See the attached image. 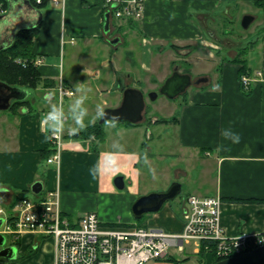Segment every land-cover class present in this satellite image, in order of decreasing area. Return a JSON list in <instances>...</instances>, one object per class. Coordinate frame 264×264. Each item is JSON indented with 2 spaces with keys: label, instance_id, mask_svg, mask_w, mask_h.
<instances>
[{
  "label": "crops",
  "instance_id": "crops-1",
  "mask_svg": "<svg viewBox=\"0 0 264 264\" xmlns=\"http://www.w3.org/2000/svg\"><path fill=\"white\" fill-rule=\"evenodd\" d=\"M0 5L3 7L0 47L12 45L21 29L38 27L33 54L35 59L43 61L38 67L41 77L54 80L56 86L63 78L73 89L77 88L76 79L65 69L67 48L75 56L77 48L88 53L94 47L105 46L102 40L111 32L114 22L111 19L110 32L105 33L103 0H66L64 7L51 0H0ZM234 13L239 14L238 18H234ZM259 14L263 16L260 18ZM245 15L255 18L246 31L226 26H233ZM121 27L128 33L139 27L141 43L163 38L165 41L169 38L172 42H168L173 44L195 43L197 46L186 51L190 55L197 53L200 60H210L211 67L198 74L208 81L195 84L199 87L188 92L184 105L171 119L153 117L135 125L112 122L115 126L111 123L105 129V141L92 148L89 142L66 139L60 166L48 165L42 158L49 130L43 115L32 111L45 113L49 105L43 101L44 93L53 90L56 102L57 90L40 84L33 102L28 99V109L22 108L17 113L0 111V207L9 214L15 200L25 192H32L31 186L40 181L42 192L60 189L63 215L74 222L95 211L106 224L132 223L131 206L139 196L147 194L140 189V184H146L144 176L154 178L161 173L150 162L169 157L174 163L184 158L186 162L174 170L167 186L173 180L182 185V191L186 187V196L221 198V222L228 236L264 232V0H148L143 19ZM252 28L254 32L248 36ZM230 30L241 37L243 33L247 36L234 40ZM117 38L120 39H114ZM114 39L108 40L111 46L117 45L111 43ZM157 50L163 52L166 47L157 46ZM242 52L241 61L248 71L245 76L254 79L248 95L243 93L238 77L243 63L235 61ZM188 69L192 71L191 66ZM166 119L176 121L160 122ZM226 127L240 133L239 143L221 136V129ZM115 142L123 150L113 165L106 159V153ZM152 147L156 153L151 151ZM190 156L199 157L197 166L189 162ZM97 163L102 170L93 175L90 169ZM117 176L125 178L126 188L122 191L114 185ZM108 193L124 203L126 215L120 211L112 216L108 206L102 209ZM87 196L92 200L84 205L78 203ZM144 225L179 232L183 226L182 215L170 204L165 205L161 211L149 214ZM20 240L18 257L32 245L38 250L37 256L50 257L49 264H52L50 238L26 234ZM200 256L206 258L201 264L211 263L205 254ZM0 264L4 262L0 260ZM149 264H174V261L169 253Z\"/></svg>",
  "mask_w": 264,
  "mask_h": 264
},
{
  "label": "built area",
  "instance_id": "built-area-1",
  "mask_svg": "<svg viewBox=\"0 0 264 264\" xmlns=\"http://www.w3.org/2000/svg\"><path fill=\"white\" fill-rule=\"evenodd\" d=\"M41 2L42 0H37ZM65 6L66 0H51ZM111 19L136 23L143 19L148 0H103ZM0 11L3 7L0 5ZM21 63V61H19ZM43 61L35 59L39 67ZM254 79L242 78L250 90ZM58 99L75 96V90L63 78L56 86ZM50 136V133L48 134ZM54 152L46 159L48 165L60 166L66 145V131L52 134ZM222 200L215 196L189 195L182 199V230L168 232L158 226H123L106 224L95 211L87 212L74 222L63 215L59 188L43 191L34 199L20 197L9 214L0 207L4 224L3 236L14 241L26 234L41 235L53 241L52 264H149L169 255V249L185 252L186 245L213 261L245 254L264 246V232L228 236L221 222ZM131 225V224H130Z\"/></svg>",
  "mask_w": 264,
  "mask_h": 264
},
{
  "label": "rangeland",
  "instance_id": "rangeland-1",
  "mask_svg": "<svg viewBox=\"0 0 264 264\" xmlns=\"http://www.w3.org/2000/svg\"><path fill=\"white\" fill-rule=\"evenodd\" d=\"M234 14V18H238L239 14ZM262 16L263 14H259L260 18ZM234 20L236 21V19ZM220 21L221 20H219L218 23ZM241 21V18L238 19V22L236 24H233V26L227 24L226 21L223 22L226 23V26L230 28L234 27L233 30L239 29L240 32H244L246 31V29L242 27ZM122 24L125 23L117 20L113 22L111 26V32L103 38L104 40H102V42L105 43V46L99 45L97 47H94L91 49V52L89 51L88 53L83 51L82 49L77 48L75 56H73V51H68L69 48H67L65 53V69L75 77L74 79H76L77 86L78 83H83L79 86L85 89H90V91L83 93L78 92L76 91V89H74L75 96L65 97L63 100V104L67 106L69 102L73 100L77 95L86 94L87 99L85 101V104L88 109V118H91L95 116L97 105L102 106L104 111L108 108H117L122 103L124 90L128 87H135L137 89H140L145 95V121L148 122L153 117H158L160 119H171L174 113L175 115H177V112L179 111L181 105H184V102L187 99L188 92L199 87L196 86L195 83H193L185 94L173 100L161 94L160 91L165 83L164 81L166 78H169L171 76L174 65L177 63L180 64L182 71L187 70L188 67L191 66L192 71L190 69V72H192V79L195 82L200 78L198 75L199 73L206 72L208 67H211L210 60L208 58H203L202 60H200V57L197 55V53L191 55L188 54L186 50H188L191 46H197L193 42L174 43V45L173 43H170L172 41L169 38L166 41V38H163L156 41H149L148 43H141V40L139 41V39L142 38L140 28L138 27L132 33H128V31L126 32L124 27H121ZM254 29L252 28L248 32V36H251V34L254 32ZM230 31L231 33H234L232 30ZM246 34L247 33H243L241 37L240 34L234 33L235 36L233 37V39H244V37L247 36ZM115 37H120L121 41L116 46H111L108 40L114 39ZM78 45L79 44H77L76 46L78 47ZM157 46L166 47V50L163 51L164 53L159 52L157 50ZM202 51H205V48H202ZM36 89L29 88L30 93L28 99H30L31 102H33L34 95L37 94ZM151 93H156L158 95L155 100L150 97ZM21 109L22 106L19 107L18 110ZM37 112L40 115L44 114L43 111H37L36 109H33L32 111L33 114ZM99 121L100 119H97L95 123H98ZM111 123V121L106 122L105 129H108L113 124ZM66 130V139L81 140L84 141V144H87L89 142L88 145L90 146V148H92L93 144L90 141H85L81 138L79 139L76 137V134L78 132L73 133L67 127ZM151 151L156 153L154 147L151 148ZM190 157L192 161L189 160V162L194 164L196 163L195 165L197 166V163L200 162L199 157ZM193 159L195 160L193 161ZM184 162H186V159L180 158L175 160V162L173 163L172 158L169 157H165L163 159L157 158L156 160L151 161L150 166L151 164H153V166H156V169L160 170L161 173L155 174L154 178H150L149 175L144 176V181H146V184H140L141 193L161 192L167 190L173 183H175L172 180L169 186H167L168 180L174 175V170L178 167H181ZM87 193L89 192L87 191ZM84 194L85 193L83 192L80 195ZM108 194L109 195H107L105 198L106 202L101 205L102 209L107 208L108 206V212L112 216L117 215L120 211H123L124 215H126L124 203L120 201V199L112 197V194ZM186 195L187 190L185 187L178 198L172 200L166 205L170 204L178 215H182L181 200ZM20 197H28L30 199H34L35 194L32 192H25L24 195H20ZM91 200L92 199L88 198L87 196L85 199H80L78 203L84 205L86 202H89ZM82 214L83 213H81L80 215ZM131 214L133 216L132 210ZM148 216L149 214L145 215L144 218L140 220L135 219V217L133 216L134 221L132 223L118 222L116 223V225L143 226ZM139 221L141 223H139ZM5 238L6 245L15 246L13 245L14 241L12 240L11 236H5ZM33 248L34 247L31 245L24 254L20 255H23L24 260L17 259L18 261L16 260L13 263H11L12 261L6 259L0 260L1 262H4V264H20V262H22V264L50 263V257H46L44 255L37 256L36 254L38 250H35ZM194 250L195 247L192 244L186 245L185 252H178L174 248H170L169 253L171 259L174 261V264H201L202 261L204 262V259L206 258L204 256L193 253ZM207 259L212 261V255L209 254Z\"/></svg>",
  "mask_w": 264,
  "mask_h": 264
},
{
  "label": "water",
  "instance_id": "water-1",
  "mask_svg": "<svg viewBox=\"0 0 264 264\" xmlns=\"http://www.w3.org/2000/svg\"><path fill=\"white\" fill-rule=\"evenodd\" d=\"M254 16L245 15L241 21V25L244 29H248L254 22ZM111 14L110 11L105 12L104 19V31L110 32ZM119 38L111 41L113 45L118 44ZM2 47H0V50ZM206 77L199 78L195 84L200 85L207 82ZM193 84L190 74L181 73L176 68L174 73L166 79L163 87L161 88V94L165 95L169 99L173 100L177 97L185 94L187 90ZM28 90L11 87L8 84L0 81V111H6L10 108L12 101H18L28 97ZM156 93H151L150 97L155 100L157 98ZM146 108L145 95L137 88L128 87L123 92V100L119 107L108 108L105 110L106 116L100 119L99 124H104L108 121L111 122H130L138 124L144 120V111ZM115 118V119H114ZM114 185L119 190L126 188L124 176H117L114 180ZM31 190L34 194L38 195L43 190L42 182H35L31 186ZM182 193V185L180 183H173L167 190L161 192H150L141 195L133 203L131 210L135 219L140 220L145 215L157 213L161 211L164 206L178 198ZM4 224V219L0 218V229ZM6 245V238L0 234V246ZM18 249L16 246H10L0 250V259H6L9 261L16 260L18 257ZM211 264H264V246L251 250L245 254L213 262Z\"/></svg>",
  "mask_w": 264,
  "mask_h": 264
},
{
  "label": "trees",
  "instance_id": "trees-1",
  "mask_svg": "<svg viewBox=\"0 0 264 264\" xmlns=\"http://www.w3.org/2000/svg\"><path fill=\"white\" fill-rule=\"evenodd\" d=\"M133 24L135 23L131 22L129 26H132ZM37 34H38V27L21 29L16 34L12 45L2 48L0 50V81L8 84L11 87L20 88L24 90H28L29 88L36 89L40 84H44L46 87L52 89L56 87V83L54 80L44 79L41 77L39 68L34 64V60L36 57L33 54V47ZM243 52L239 54L241 56H238L235 61L243 63L242 64L243 66L239 70L238 77H239L240 87L243 93L248 95L250 93V90H246L242 85V78L248 73L244 62L241 61L242 60L241 57L244 54ZM18 60L21 61V63L17 62ZM29 104L30 102L26 97L25 99L14 102V104L11 106L9 110L12 111L13 113H17L19 111L18 110L19 107L22 106V108L28 109ZM174 121L176 120L166 119V120H161L160 122L168 124ZM116 123H126L130 125H135L134 123L125 122V121L116 122ZM104 124H99L98 122L89 125L82 131H79L76 134V137L79 139L81 138L85 141H90L94 147H97L98 144L103 143L106 139ZM53 152H54V147L48 136V142L46 144V147L41 151L42 158L46 160L49 156L53 154ZM17 201L18 199H16L15 202L9 207L10 212L15 207ZM139 223L141 222L139 221ZM20 241L21 240L14 241L15 244L13 243V245H15L16 247H20L21 246ZM204 254L205 252L203 250L200 253V255H204ZM19 257L17 258L18 260H24L23 255ZM217 261H219V259L215 260V262Z\"/></svg>",
  "mask_w": 264,
  "mask_h": 264
},
{
  "label": "clouds",
  "instance_id": "clouds-1",
  "mask_svg": "<svg viewBox=\"0 0 264 264\" xmlns=\"http://www.w3.org/2000/svg\"><path fill=\"white\" fill-rule=\"evenodd\" d=\"M82 84L83 83H78L76 91L83 93L90 91V89H85L79 86ZM55 95L56 94L53 90H48L43 95V101L49 105L48 110L42 117L49 130V138H51L52 134L62 133L66 127L73 133L79 132L88 125L95 123L97 119H102L106 116L102 106L97 105L95 116L88 118V109L85 104L87 99L86 94L77 95L67 106L63 103L54 102ZM112 126L114 127L115 124L113 123ZM221 136L226 140H231L232 143H239L241 138L240 133L234 131L231 127L222 128ZM122 150L123 146L121 144L118 142L113 143L112 150L106 153V159L110 160L114 165L118 160L119 153ZM143 155L145 162H147V154L145 153ZM101 170L102 169L99 163L93 165L90 169L93 175L97 174Z\"/></svg>",
  "mask_w": 264,
  "mask_h": 264
},
{
  "label": "flooded vegetation",
  "instance_id": "flooded-vegetation-1",
  "mask_svg": "<svg viewBox=\"0 0 264 264\" xmlns=\"http://www.w3.org/2000/svg\"><path fill=\"white\" fill-rule=\"evenodd\" d=\"M176 68H177L178 71H180L181 73H186V74H190V73H191L190 70H188V69L182 71V70H181V65L177 63V64H175L174 67H173L172 74L174 73V71H175ZM172 74H171V75H172ZM192 81H193V79H192ZM196 81H197V80H196ZM196 81H195V82H196ZM195 82L193 81V83H195ZM14 102H16V101H12L11 106L14 104ZM11 106H10V108H11ZM10 108H9V109H10ZM9 109H8V110H9ZM10 246H12V245H5V246H3V247L0 246V250H3L4 248H8V247H10Z\"/></svg>",
  "mask_w": 264,
  "mask_h": 264
}]
</instances>
